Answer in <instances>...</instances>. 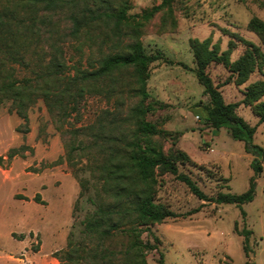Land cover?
<instances>
[{"label":"rangeland","instance_id":"rangeland-1","mask_svg":"<svg viewBox=\"0 0 264 264\" xmlns=\"http://www.w3.org/2000/svg\"><path fill=\"white\" fill-rule=\"evenodd\" d=\"M161 3L130 0L129 10L139 15L132 22L141 23L139 35L147 52L163 54L151 64L148 89L168 107L147 118L171 134L155 139L166 152L176 147L191 157V162L178 163L179 172L189 175L209 197L219 192L243 193L254 176L253 155L227 128L216 131L205 120L209 98L194 72L190 39L211 37L212 43L225 50L237 33L261 44L248 23L254 16L264 20V0H174L150 19L142 18L144 11ZM77 44L65 46L68 65L81 59L85 67L90 52L85 48L80 53ZM244 49L239 41L232 59ZM208 71L227 102L241 101L247 84L264 79L256 71L247 83L236 85L224 83L229 72L223 65L213 63ZM138 100L128 92L110 98L88 94L80 104V115L74 113L66 121L51 112L43 99L29 110L28 122L9 112L10 101L1 106L0 264H59L71 235L81 239L82 220L95 208L89 197L96 196L99 182L89 170H81L80 175L91 182L80 197V182L66 158L69 135L64 131L74 125L98 124L105 109L119 108L126 114ZM237 112L256 126L254 142L264 147V122L243 103ZM176 136L178 142L173 146ZM12 149L15 155L10 157ZM262 165V173L256 176L255 198L242 206L202 200L176 174L158 172L157 200L178 216L151 225L152 234L143 232L145 241L159 239L158 248L147 254V264H264V159ZM38 194L41 202L35 200ZM244 230L251 231L247 251L240 234Z\"/></svg>","mask_w":264,"mask_h":264},{"label":"trees","instance_id":"trees-1","mask_svg":"<svg viewBox=\"0 0 264 264\" xmlns=\"http://www.w3.org/2000/svg\"><path fill=\"white\" fill-rule=\"evenodd\" d=\"M173 1L162 0L144 11L142 18L150 19ZM130 8V0H0V108L10 101L9 112L28 122L29 110L43 99L51 112L66 121L74 113L80 115V104L88 94L110 98L128 92L139 97L126 114L119 108L105 109L98 124L74 125L64 131L69 135L66 158L80 182V197L91 182L80 175L81 170H89L99 188L96 196L89 197L95 208L82 220L81 239L71 235L59 264H147V254L158 248L159 239L145 241L143 232L152 234L151 225L178 216L157 200L158 172L176 174L202 200L242 206L255 198L256 176L263 171L264 147L254 142L256 126L237 108L241 103L250 106L258 121L264 122V79L247 84L241 101L227 102L208 68L213 63L223 65L229 72L224 83L236 85L247 83L256 71L264 75V20L254 16L248 23L261 44L237 33L225 50L211 37L190 39L194 72L209 98L205 120L216 131L227 128L253 155L254 176L245 192L209 197L189 175L179 172L178 163L191 162V157L176 147L166 152L155 139L171 134L147 118L168 107L148 89L151 64L163 54L147 52L139 35L141 23L132 22L139 15L130 14ZM239 41L245 49L233 60ZM75 42L80 53L85 48L90 52L85 67L81 59L68 65L65 46ZM177 142L178 136L173 146ZM9 155L14 156L15 150ZM39 196L35 200L41 202ZM250 233H240L245 251Z\"/></svg>","mask_w":264,"mask_h":264}]
</instances>
